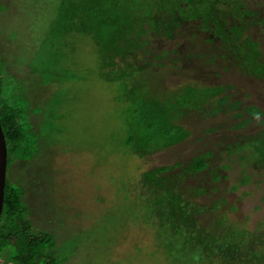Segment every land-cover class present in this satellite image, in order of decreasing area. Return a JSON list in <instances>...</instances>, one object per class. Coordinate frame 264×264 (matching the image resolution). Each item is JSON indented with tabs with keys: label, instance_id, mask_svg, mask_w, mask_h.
I'll return each mask as SVG.
<instances>
[{
	"label": "rangeland",
	"instance_id": "obj_1",
	"mask_svg": "<svg viewBox=\"0 0 264 264\" xmlns=\"http://www.w3.org/2000/svg\"><path fill=\"white\" fill-rule=\"evenodd\" d=\"M58 1L0 0V42L12 46L4 70L13 71L22 85L19 93L31 102L27 113L43 155L8 170V178L24 188L26 234H53L50 255L65 264H209L205 255L195 254L189 238L200 231L216 236L218 243H232L235 231L246 230L250 245L263 253L264 166L250 159L253 148L240 150L238 144L264 130V115L247 112L249 106L264 110V78L244 72L236 54L218 58L221 52L214 50L220 43L208 42L210 35L193 27L178 31L173 40L151 32L134 35L149 42L138 49L136 62L155 66L125 77L122 60L113 59L111 35L102 31L95 42L78 27L79 20L78 26L62 24L56 17ZM256 21L250 19L244 40L264 48V26ZM188 85L195 90L223 86L226 93L174 120L189 131L186 140L155 150L161 144L155 133L128 122L127 110L147 98L176 113ZM226 95L229 104L220 106L218 99ZM234 102L239 106L231 109ZM132 130L149 140L143 148L150 154L144 158L142 147L125 144ZM209 152V168L181 174ZM161 166H170L174 174L153 171ZM171 185L184 205L194 203L204 211L189 207L188 215L179 203L174 209L178 194Z\"/></svg>",
	"mask_w": 264,
	"mask_h": 264
},
{
	"label": "trees",
	"instance_id": "obj_2",
	"mask_svg": "<svg viewBox=\"0 0 264 264\" xmlns=\"http://www.w3.org/2000/svg\"><path fill=\"white\" fill-rule=\"evenodd\" d=\"M81 1L83 4L75 5L69 0H59L56 17L60 16L59 20L62 24L67 22L77 25L79 20V26H77L95 42H99L102 31L110 34L113 39L111 46L114 52L113 59L115 61L116 58L122 60L125 65L122 75L125 77L139 75V71L142 75L151 65L155 66L153 61H148L145 65L136 62L138 49L146 47L149 42L147 39L139 42L133 37L134 35L146 36L151 32L157 38L173 40L178 31L182 30L186 33V28L193 27L197 33L210 35L208 42L220 43V49L214 50L216 54L221 52L218 54V58L223 60L231 53L236 54L238 58L236 62H239L238 66L241 65L239 67L244 72L251 76L264 78V48L253 39L244 40L246 30L252 25L250 19H255L259 26H264V0ZM195 35L197 36L196 33H192V36ZM8 44L0 42V120L8 147L9 170L11 165L25 163L36 158L37 155V157L43 155L40 152L41 146L38 147L41 140L40 134L33 130L27 113V107L31 102L27 100L26 95L19 93L22 90V85L21 82L13 78V71L4 70L5 61L10 59L12 53V46H8ZM3 47L10 49V53L1 52ZM160 57L162 54L154 56V59ZM192 86H186L187 94L176 113L172 114L169 107L162 105L158 100L151 101L146 98L138 101L134 106V111L127 110L125 118L128 122L139 125L143 131L155 133V140L161 143L155 150H163L183 142L190 133L184 126L176 124L174 120L181 115H186L188 111L200 109L204 103L213 101V98L226 93V88L223 86L200 87V90H195ZM16 90H18L17 94ZM229 102V95L222 96L217 101L220 106L227 105ZM238 104L239 102L231 103V109L238 108ZM173 108L175 107L173 106ZM211 111L213 114L217 113V109ZM247 112L252 116L264 115V110L258 106H249ZM251 121L250 118L247 119V122ZM262 122L264 124V119ZM138 136L142 137L143 133L140 135L132 130L127 136L125 144L131 148L142 147L139 150L144 158L150 154L146 148H143L145 147L144 143L149 140L145 141L143 136L140 142H137L135 138ZM258 136L246 139L238 146L240 150L245 151L253 148L254 151L249 154L250 159H255L261 167L264 166V130ZM139 143L141 144L139 145ZM211 155L212 153L209 152L206 156L195 158L189 167H183L181 174L189 175L205 171L210 165L207 156ZM247 158L246 154L243 155V160ZM180 165L182 163L179 162L175 166ZM8 170L4 209L0 218V264H65L64 261L50 255V250L55 247L53 234L43 231L35 234L31 232L33 237L26 234L25 216L29 210L23 202L24 188L15 181V178H8ZM153 171H158L163 175L174 174V169L170 166L157 167ZM216 178H220V176H216ZM244 181L248 180L244 178ZM171 188L176 191L172 185ZM200 190L204 191V189ZM174 199L176 201L173 203L174 209L178 207L179 203L180 208L188 215L190 214L189 207H195L197 213L204 211L194 203L184 205L179 194ZM215 209H220V205L216 204ZM173 218H176V215ZM224 219L222 222L225 221ZM187 225L190 226V223ZM200 233L199 236L190 233L192 235L189 238L194 244L195 254L205 255L209 264H229L230 261L233 264H247L249 261L264 264V252H257L250 245L246 230L239 231L237 234L235 231L233 233L235 241L232 243L225 241L218 243L216 236L204 234L201 231ZM228 243L231 244L227 245ZM199 244L203 245V250H200ZM244 250L250 257L243 253Z\"/></svg>",
	"mask_w": 264,
	"mask_h": 264
},
{
	"label": "water",
	"instance_id": "obj_3",
	"mask_svg": "<svg viewBox=\"0 0 264 264\" xmlns=\"http://www.w3.org/2000/svg\"><path fill=\"white\" fill-rule=\"evenodd\" d=\"M7 170H8V147L0 120V218L4 209Z\"/></svg>",
	"mask_w": 264,
	"mask_h": 264
}]
</instances>
